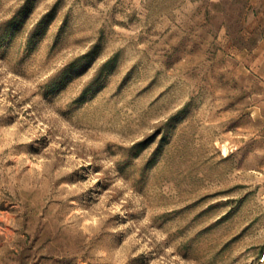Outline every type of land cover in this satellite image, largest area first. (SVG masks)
<instances>
[{"label":"rangeland","instance_id":"374dc122","mask_svg":"<svg viewBox=\"0 0 264 264\" xmlns=\"http://www.w3.org/2000/svg\"><path fill=\"white\" fill-rule=\"evenodd\" d=\"M263 256L264 0H0V264Z\"/></svg>","mask_w":264,"mask_h":264},{"label":"built area","instance_id":"2783aa9c","mask_svg":"<svg viewBox=\"0 0 264 264\" xmlns=\"http://www.w3.org/2000/svg\"><path fill=\"white\" fill-rule=\"evenodd\" d=\"M262 259H263V261H264V256H263V258H262Z\"/></svg>","mask_w":264,"mask_h":264},{"label":"bare ground","instance_id":"6f19581e","mask_svg":"<svg viewBox=\"0 0 264 264\" xmlns=\"http://www.w3.org/2000/svg\"><path fill=\"white\" fill-rule=\"evenodd\" d=\"M227 149V148H226Z\"/></svg>","mask_w":264,"mask_h":264}]
</instances>
